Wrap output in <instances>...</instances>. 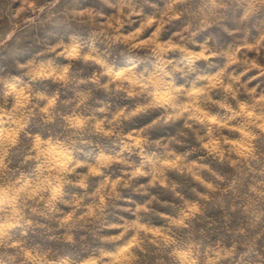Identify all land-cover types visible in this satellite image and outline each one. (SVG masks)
Wrapping results in <instances>:
<instances>
[{
    "label": "clouds",
    "instance_id": "1",
    "mask_svg": "<svg viewBox=\"0 0 264 264\" xmlns=\"http://www.w3.org/2000/svg\"><path fill=\"white\" fill-rule=\"evenodd\" d=\"M0 264H264V0H0Z\"/></svg>",
    "mask_w": 264,
    "mask_h": 264
}]
</instances>
